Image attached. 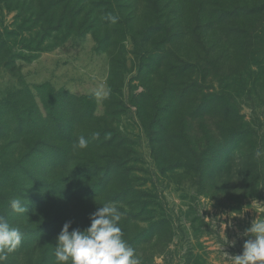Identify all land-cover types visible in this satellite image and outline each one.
Masks as SVG:
<instances>
[{"label":"rangeland","instance_id":"374dc122","mask_svg":"<svg viewBox=\"0 0 264 264\" xmlns=\"http://www.w3.org/2000/svg\"><path fill=\"white\" fill-rule=\"evenodd\" d=\"M17 91L43 114L53 94L90 97L106 147L79 156L99 176L119 169L92 199L11 217L38 232L5 264H56L62 225L86 229L107 201L141 264H232L254 238L243 233L264 217V0H0L1 117ZM1 117L0 174L38 138Z\"/></svg>","mask_w":264,"mask_h":264},{"label":"trees","instance_id":"16d2710c","mask_svg":"<svg viewBox=\"0 0 264 264\" xmlns=\"http://www.w3.org/2000/svg\"><path fill=\"white\" fill-rule=\"evenodd\" d=\"M153 30L160 31L161 28L159 25L147 28L150 34ZM14 98L19 107L8 101L3 105L2 117L0 116L9 127L7 130H11L17 137L38 138L35 147H31L22 159L7 166L0 174V192H5V204L0 215L7 220L19 215L9 206L13 197L22 199L26 212L34 211L46 201L56 205L72 196L92 199L102 194L118 177L119 167H115L114 163H108L106 168L100 170L99 176L96 168H91L92 171L87 169L82 163V156H79L80 151L76 145L81 136L88 141L87 147L95 146L97 149L104 146L101 141L106 139L101 135L103 131L94 126L98 119L90 97H75L67 92L53 94L51 104L44 108L45 114L32 94L17 91ZM96 133L99 135L96 136ZM107 133L112 135L109 140L114 141V133ZM96 176L98 179L93 183L87 181ZM37 232L38 229L27 231L23 234V239L27 242ZM39 232L45 234L41 229Z\"/></svg>","mask_w":264,"mask_h":264},{"label":"clouds","instance_id":"9594fccd","mask_svg":"<svg viewBox=\"0 0 264 264\" xmlns=\"http://www.w3.org/2000/svg\"><path fill=\"white\" fill-rule=\"evenodd\" d=\"M107 19L114 24L118 18L109 14ZM87 146L88 141L81 136L76 147ZM260 155L257 151L256 156ZM9 206L15 213L27 211L19 197L11 198ZM122 215L114 202L107 201L89 215L90 226L84 230L72 228V221H66L56 237V264H141L135 249L123 238L119 223ZM243 235L254 238L245 240L242 254L231 256L232 264H264V217L252 221ZM22 239L21 229L0 215V264H5L9 254L20 247Z\"/></svg>","mask_w":264,"mask_h":264}]
</instances>
